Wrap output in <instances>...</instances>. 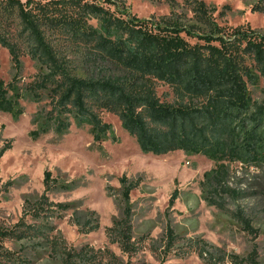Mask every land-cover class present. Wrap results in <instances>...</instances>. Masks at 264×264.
Segmentation results:
<instances>
[{
    "label": "trees",
    "instance_id": "16d2710c",
    "mask_svg": "<svg viewBox=\"0 0 264 264\" xmlns=\"http://www.w3.org/2000/svg\"><path fill=\"white\" fill-rule=\"evenodd\" d=\"M170 2L168 15L142 19L112 0H0V51L8 50L15 72L10 82L0 81V111L19 120L25 99L47 103L35 114L34 139L50 132L65 135L75 124L89 126L97 142L115 139L112 125L103 120L104 112L111 113L144 154L181 151L215 161L216 168L205 174L209 192L223 189L226 162L264 166V101L254 102L250 93L251 86L264 83V33L249 24H219L217 9L203 0H185L192 17L178 13L176 1ZM251 11L264 13V4L253 5ZM24 56L44 72L21 85ZM162 86L168 92L160 96ZM10 149H0V160ZM120 184L122 215L106 234L127 260L110 248L86 246L67 252L65 264L88 259L94 264H136L132 259L141 245L133 239L131 196L140 180L123 176ZM58 185L47 171L33 216L49 220L72 208L50 202L48 194ZM178 196L176 189L168 209ZM241 221L253 232L248 220ZM91 225L80 232L100 229L97 220ZM41 229L26 224L12 232L0 229V264H26L5 251L4 244L42 234ZM166 238L169 251L177 240L171 226Z\"/></svg>",
    "mask_w": 264,
    "mask_h": 264
},
{
    "label": "rangeland",
    "instance_id": "374dc122",
    "mask_svg": "<svg viewBox=\"0 0 264 264\" xmlns=\"http://www.w3.org/2000/svg\"><path fill=\"white\" fill-rule=\"evenodd\" d=\"M112 1L142 19L165 16L171 11V0ZM175 1L178 13L192 17L185 0ZM203 1L217 9L219 24H249L264 33V13L251 11L253 5L264 4V0ZM223 11L225 16L220 15ZM22 64L21 85L44 72L29 56L22 58ZM14 74L10 54L2 48L0 81L8 83ZM166 92V86L158 90L160 96ZM250 93L254 102L262 103L264 83L251 86ZM46 104L25 99V113L19 120L0 111V149L11 145L0 160V229L12 232L24 228V224L42 227V234L7 240L5 251L18 254L26 264H65L67 252L86 246L103 251L110 248L127 260L106 234V228L122 215L120 178L127 176L140 180L131 196L133 239L141 245L132 259L134 263L264 264V166L226 162L228 174L223 189L209 192L210 188L205 189V174L216 168L215 161L181 151L166 156L144 154L122 128L119 118L108 112L103 113V120L112 125L114 140L110 137L97 142L89 126L78 128L75 124L65 135L50 132L34 139L31 133L36 130L35 114ZM47 171L59 183L48 194L50 202L72 208L43 220L33 215L44 194ZM176 189L177 202L168 209ZM242 218L250 222L253 232L245 228ZM94 220L100 224L98 231L80 232L92 226ZM168 226L177 236L169 251ZM72 264L94 263L88 259Z\"/></svg>",
    "mask_w": 264,
    "mask_h": 264
}]
</instances>
